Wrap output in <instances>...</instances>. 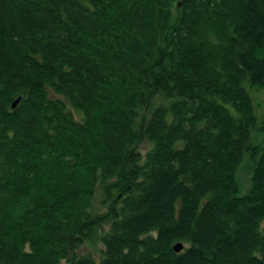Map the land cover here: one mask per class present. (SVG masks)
<instances>
[{"label": "trees", "instance_id": "obj_1", "mask_svg": "<svg viewBox=\"0 0 264 264\" xmlns=\"http://www.w3.org/2000/svg\"><path fill=\"white\" fill-rule=\"evenodd\" d=\"M261 92L264 0H0V264H264Z\"/></svg>", "mask_w": 264, "mask_h": 264}, {"label": "rangeland", "instance_id": "obj_2", "mask_svg": "<svg viewBox=\"0 0 264 264\" xmlns=\"http://www.w3.org/2000/svg\"><path fill=\"white\" fill-rule=\"evenodd\" d=\"M252 96H253V101H254L256 108H257V105L263 107L264 92H261L258 94L252 93ZM263 112H264V108L259 107L257 109V113L259 117L262 115ZM239 171L240 172H239L238 178H239V183H240V194L244 195L246 194V192L248 191L250 187L251 162L249 161V159L245 160V162L242 164Z\"/></svg>", "mask_w": 264, "mask_h": 264}, {"label": "water", "instance_id": "obj_3", "mask_svg": "<svg viewBox=\"0 0 264 264\" xmlns=\"http://www.w3.org/2000/svg\"><path fill=\"white\" fill-rule=\"evenodd\" d=\"M17 103H18V101L15 102V105H16ZM183 249H184V246H183L181 243L176 244L175 247H174V250H175L177 253L181 252Z\"/></svg>", "mask_w": 264, "mask_h": 264}]
</instances>
